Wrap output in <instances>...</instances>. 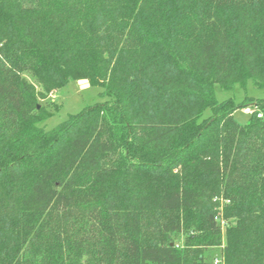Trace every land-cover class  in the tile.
Masks as SVG:
<instances>
[{
	"label": "trees",
	"instance_id": "trees-1",
	"mask_svg": "<svg viewBox=\"0 0 264 264\" xmlns=\"http://www.w3.org/2000/svg\"><path fill=\"white\" fill-rule=\"evenodd\" d=\"M248 81L264 0H0V264H264V99L215 97Z\"/></svg>",
	"mask_w": 264,
	"mask_h": 264
},
{
	"label": "rangeland",
	"instance_id": "rangeland-1",
	"mask_svg": "<svg viewBox=\"0 0 264 264\" xmlns=\"http://www.w3.org/2000/svg\"><path fill=\"white\" fill-rule=\"evenodd\" d=\"M25 77L36 85L33 78L28 75H25ZM100 92L101 89L91 87L86 81L72 82L63 89L53 91L47 101H53L52 104L60 105V109L51 118L41 123V127L44 129H51L58 123L66 120L69 115L78 113L85 106L95 102L104 101V99L99 97ZM215 97L218 101H224L231 98L236 103L243 101L245 98L264 99V88L256 87L252 81H248L246 88L242 90L224 91L218 86H215ZM40 103L45 104V102ZM209 114L210 111L208 109L205 110L204 117H207ZM250 116L251 113H246L243 108L237 109L233 112L234 120L242 126L249 123ZM205 255L207 257L204 262L205 264H222L221 248L212 249ZM208 255L211 257H208Z\"/></svg>",
	"mask_w": 264,
	"mask_h": 264
},
{
	"label": "built area",
	"instance_id": "built-area-1",
	"mask_svg": "<svg viewBox=\"0 0 264 264\" xmlns=\"http://www.w3.org/2000/svg\"><path fill=\"white\" fill-rule=\"evenodd\" d=\"M251 110H252V109H250V108H248V107L244 109V111H245L246 113H252ZM258 117H260V115H258Z\"/></svg>",
	"mask_w": 264,
	"mask_h": 264
}]
</instances>
